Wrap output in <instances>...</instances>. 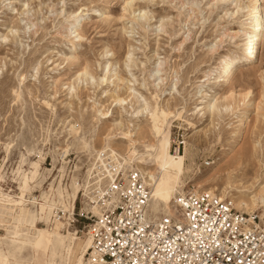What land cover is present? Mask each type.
Segmentation results:
<instances>
[{"label":"rangeland","instance_id":"374dc122","mask_svg":"<svg viewBox=\"0 0 264 264\" xmlns=\"http://www.w3.org/2000/svg\"><path fill=\"white\" fill-rule=\"evenodd\" d=\"M125 1L0 0V200L11 195L33 197L35 202L27 206L30 214H20L13 204L0 210V252L8 255L12 264H49V253L44 260L38 259L40 243L51 229L56 235L87 240L84 226L91 221L86 220L76 234L71 220L58 221L57 210L64 212L66 219L75 213L85 215L86 210L97 216L98 206L91 209L83 191L74 198L75 184L85 183L97 152L108 147L123 152L128 140L122 139V130L129 127L134 134L136 125L141 124L143 136L148 137L145 127L149 122L131 118V104L113 107L111 97L100 98L108 88L100 86L98 78L105 74L134 80V88L148 103L169 101L172 115L185 107V118L170 126L168 143L171 152H186L187 186L181 190L196 192L202 185L215 188L218 195L226 191L228 198L264 197V42L256 66L238 68L231 86L213 85V79L204 84L205 90L212 88V96L229 95V91L235 96L227 100L229 111L203 117L193 114L199 89L195 82L218 66L221 55L240 51L241 34L235 43L226 39L215 50L210 48L225 28L241 30V19L226 14L229 6L216 2L207 7L205 28L197 25L192 39L180 46L182 33L192 26L185 25L184 15L174 8L180 6L179 0L133 1L134 8L146 11L144 17L138 12L135 17L126 14ZM84 8L82 22L75 24V15ZM158 61L165 63L159 72L167 78L163 89L178 75L174 99L167 92L161 100L154 91L149 75ZM84 71L88 75L78 80ZM218 73L216 70L214 75ZM118 92L127 95L123 85ZM247 93L243 105L241 96ZM98 103L109 111L108 120L97 119ZM160 115H164L162 109ZM242 119L246 124L239 130ZM117 122L123 123V129L111 126ZM137 147L144 149L143 145ZM128 151L126 156L133 149ZM26 178L31 186L28 195L24 194ZM41 204L46 205L45 212ZM174 210L172 217L176 207ZM260 211L253 213L262 215ZM151 212L157 218L169 215ZM33 218L39 230L37 245L15 251L14 241L22 238L17 235L33 229ZM52 239L49 235L48 240ZM61 252L60 264H69L64 254L60 257Z\"/></svg>","mask_w":264,"mask_h":264},{"label":"bare ground","instance_id":"6f19581e","mask_svg":"<svg viewBox=\"0 0 264 264\" xmlns=\"http://www.w3.org/2000/svg\"><path fill=\"white\" fill-rule=\"evenodd\" d=\"M133 1L135 0H126L123 10L126 11V14L129 12L133 17L137 16V12L138 16H143L146 11L141 8H134ZM216 2H219L225 7L229 6L226 10V14L229 13L231 16H235V18L241 19L240 23L242 27L239 31H232L230 28H225L223 32L218 34L219 39L217 38V35L215 36L218 40L216 39L217 41L215 45H212L213 47L210 49L212 51L215 50L216 46L219 43L226 41V39L235 43L234 40L238 37V34H241L240 38H242L240 45L241 48L237 53L221 55L219 62H217L218 66L211 67L209 70L205 71L204 75L195 82L197 84L196 87L199 89L196 91L198 102L194 108L193 114H202L203 117L206 115L214 116L215 112L218 111H229L231 107L227 103V100L229 101V99H232L235 96L233 91H229V95L217 96L216 93L212 96V88L205 90L204 84L213 79V85L224 87L231 86L232 79L234 78L233 76L238 68L253 67L257 63L258 55L264 42V0H179L178 3L180 6H175L174 8L178 10L179 15H184L185 25L190 24L192 26V28H188L182 33L183 41L180 46L192 39V35H195L196 33L194 30L197 29V25H201L202 28H205L207 7L210 6L211 8V6H213ZM84 11L85 8L79 12V14L75 15V19L73 21L75 24L82 22L80 18L84 15ZM162 26H164V24ZM74 32H78V30ZM77 36L80 37V33ZM164 64V61H158L153 69L155 72L151 73L149 78L153 79V86L155 88L154 91L158 97L161 98L168 92V95L171 97L170 99H174L178 90V75L172 77L175 81L168 89H163L161 85L166 84L164 82L167 78H163L159 72L165 68ZM248 69L249 68H247V70ZM216 70L219 73L214 75ZM88 71L80 73L78 80H82L83 77H86L88 75ZM117 75L105 74L103 77L98 78L99 85L104 87L107 86L108 88L102 91L100 98H103L102 96L111 97V106L113 107H122L126 104H131L130 108L133 111L129 113L130 117L139 119V121L146 118L149 122V127H145L148 137L146 138L143 136L141 132L143 127L141 124L136 125V131L134 134L129 127L126 132L122 130V139H127L128 145L125 149H122V153H119L112 147H108L106 150L97 152L95 160L88 170V178H85V183L83 185L75 184L76 189L74 192V198L77 197L80 191H83L84 196L90 201L91 205H89V207L93 209L94 205L98 206V204L92 194L99 191L101 192V195H108L109 200L115 202L117 200V195L114 193L113 195L109 194V192L110 186H112L116 177L122 173L127 175L130 171H136L145 177V184L151 188L149 208L152 211H157L158 213L165 215L169 214L168 216L172 217L171 215L175 211L174 209L176 207L175 200L177 195L187 192L181 189H184L187 186V183L184 181V177L185 173L188 171V167L185 166V149L184 153H174L170 151L168 144L170 143L169 133L170 126L175 122V120H182L185 118V107L177 108L175 111L176 113L172 115L169 111V101H167V104H164V100L163 104H160L161 102L157 101L154 104L151 102L148 103L147 99L134 88L132 83L134 80ZM122 85L125 86V92L127 93L125 97L118 92V89L120 90ZM111 86L114 88L113 91L109 89ZM248 96L249 93L245 96H241L243 99V105H245V101ZM133 99H135L134 103H132ZM98 106V108H95L97 119L100 122L108 120L111 117L109 111L105 112L102 110V105L100 103H98ZM161 109L163 110L164 115H160ZM245 124L246 123L243 119L240 120L238 129L241 130ZM111 126L118 129H123L124 127L122 122L114 123ZM109 139L113 140V138ZM83 143L86 147L87 142L84 139ZM138 145H143L144 149L139 150L137 147ZM130 149H133V151L126 156L125 153ZM37 172L38 171H35L34 176ZM28 181L29 178H26L24 181V194L27 195L31 190V186H29ZM198 188L200 189L199 191L190 192L193 194H201L206 191V193L211 195L215 194L218 197L221 196V199H228L229 196V193H226V191H222L219 196L214 193L216 189L212 187L205 188V186L200 185ZM203 189H205V191L200 192ZM4 198V200H0V210H6V206L13 204V208H18L20 214H22V212L24 214H30L27 206L35 204L32 200L33 197L25 198L6 195ZM229 199L232 200L235 209L240 212L243 211L244 214L253 215V212H257L261 209L260 212L262 215L259 214L258 216L261 222L264 223V197L260 194L251 198L243 195H230ZM45 210L46 205L41 204V211L45 212ZM98 210L100 213L94 212L97 215L95 217L101 216L99 206ZM254 215H256V213ZM35 220L36 219L33 218V229L31 231L17 235L18 237L22 236V238H18V240L14 241V243H16L15 251H20L23 246H29L33 249L37 245V233L39 230L36 226ZM49 235L53 238L51 241L48 240ZM49 235L44 236L43 241L40 243L39 261L45 259V253H49L48 263L60 264L58 257L60 250L62 249L64 251L63 254L66 256V260H69V264H87V254L92 247V238L90 236L85 235L87 236V240H83L80 237L75 238V236L72 235H56L54 233V229L49 231ZM63 254L61 252V258ZM0 264L12 263L8 255L0 252Z\"/></svg>","mask_w":264,"mask_h":264},{"label":"built area","instance_id":"2783aa9c","mask_svg":"<svg viewBox=\"0 0 264 264\" xmlns=\"http://www.w3.org/2000/svg\"><path fill=\"white\" fill-rule=\"evenodd\" d=\"M179 149L174 145V151ZM139 172L119 174L109 200L94 194L101 211L90 210L59 220L81 226L92 238L87 264H264V223L258 215L235 209L232 200L187 191L175 200L174 217H156L149 208L151 188Z\"/></svg>","mask_w":264,"mask_h":264}]
</instances>
